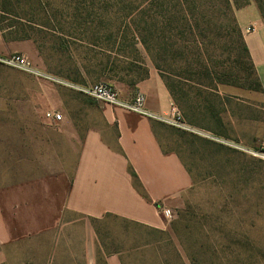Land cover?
<instances>
[{"label": "rangeland", "instance_id": "374dc122", "mask_svg": "<svg viewBox=\"0 0 264 264\" xmlns=\"http://www.w3.org/2000/svg\"><path fill=\"white\" fill-rule=\"evenodd\" d=\"M4 2L0 0V10ZM19 2L13 8L19 18L11 17L8 23L34 28L29 33L38 55L30 61L45 76L0 64V161L15 165L18 175L26 179L52 177L56 192L66 196L75 158L64 156L66 150L55 129L43 121L46 110L42 96L49 87L62 88L69 105L78 110L81 100L94 99L73 86L115 84L102 75L106 61L90 59L82 43L103 39L124 25L140 37L128 53L113 55L125 70L122 73L139 80L150 69L156 70L175 84L179 95L189 94L185 105L197 99L202 90L203 98L208 97L221 114L223 124L218 127L213 121L199 119L221 135L191 126L184 109L177 105L191 129L169 126L159 131V137L166 151L180 156L193 179L185 205L162 217L161 229L115 216L94 221L100 243L98 264L104 262V254L116 253L123 254L125 264H182L174 247L185 264H264V157L251 154L264 145V101L258 92L247 89L249 71L234 23L236 9L229 10L225 0L173 1L163 8L144 0ZM119 2L131 11L120 12ZM109 4H115L110 13L101 12ZM90 10L101 13L88 18L85 12ZM207 69L221 80H238L243 87L208 81ZM115 89L123 98L119 87ZM62 218L66 222L77 219L71 214ZM173 224L189 255L182 249ZM73 232L54 231L8 245L5 264L46 262L57 241L81 245L72 238Z\"/></svg>", "mask_w": 264, "mask_h": 264}, {"label": "crops", "instance_id": "0c3cea01", "mask_svg": "<svg viewBox=\"0 0 264 264\" xmlns=\"http://www.w3.org/2000/svg\"><path fill=\"white\" fill-rule=\"evenodd\" d=\"M235 17L264 88V20L260 10L250 0L247 7L236 9ZM14 54L35 60L38 51L32 40L6 42L0 33V57ZM111 83L123 92L124 100L143 94L145 108L154 117L84 97L77 110L62 95V88L49 87L42 96L43 108L63 115L53 128L66 150L64 156L75 158L69 190L60 197L52 177L26 179L18 175L15 165L0 161V264L7 261L6 246L70 229L81 245L57 241L49 259L41 264H98L100 243L94 221L115 216L161 229L165 211L184 207L193 179L180 156L166 151L159 137V131L169 127L164 120L171 118L174 105L164 81L150 69L134 87ZM259 94L264 101V89ZM43 121L46 123L44 116ZM136 179L141 189L136 187ZM64 214L77 219L62 221ZM103 259L106 264H125L122 253L104 254Z\"/></svg>", "mask_w": 264, "mask_h": 264}, {"label": "trees", "instance_id": "16d2710c", "mask_svg": "<svg viewBox=\"0 0 264 264\" xmlns=\"http://www.w3.org/2000/svg\"><path fill=\"white\" fill-rule=\"evenodd\" d=\"M144 1L146 2V4H150V5L155 6V7L163 8L168 3H173V1H182V0H144ZM254 1L257 4V6L260 10V13L262 15V18L264 20V0H254ZM225 3H226V7L229 10L235 11V9H241V8L247 7L250 4V0H225ZM16 4L17 5L20 4L19 0H5L4 6L2 7V10H0V13L3 14L0 16V33H2L6 42L32 40L36 44V42L33 40L32 36L29 33L30 30L31 31L34 30V28L32 26L30 28V27L21 25L20 28H16L17 23H8V22H10L11 17L19 18V14L16 15L15 11L13 9L16 6ZM114 5L115 4H109L101 12H105L106 14L110 13V9H112V7ZM118 5L121 7L120 12L131 11V9L128 8L127 6L125 7L123 5V3L119 2ZM101 12H96L94 10H90V11H87L85 13L88 15V18H92L94 16L99 15V13H101ZM12 13H14V14H12ZM81 13H83V12H81ZM117 14H118V12H117ZM129 14L132 15V13H129ZM234 21H235L234 22L235 25L237 26V30L239 33L240 42H241L243 52L245 54V57L247 58V68H248L247 71H249V76L247 77V78H249L248 79L249 84L247 86V89L258 92V93H262L263 89H264L263 85L260 82L259 77L257 75V72L255 69L254 63L251 59L248 47L244 41L243 34H242L238 24H237V21L236 20H234ZM31 24L34 27L38 26V24L33 23V22ZM101 24H102V26H104L103 22H101ZM25 27L28 28L29 30H27ZM130 31H132V30H130ZM130 31L127 27H125L123 25V27L118 28L114 32L112 30L109 33L107 32L108 34H106V36H104L103 39L95 38L94 40H90L89 42H87V44L84 45L83 48H85L88 51V53H86V54L89 58L91 57L90 59L99 58V59H103L101 61H106L105 64H102V65H104L103 66V73H102L103 76H105V77L107 76V78L109 80H111L112 82L115 81V82H119V83H124L126 85L131 86V87H134L135 85H137L139 83V81L146 78L148 76L149 72L144 74L139 80H135V79H131V78L129 79L128 74L122 73L125 70H121V67L118 66L115 59L112 58L113 55L126 54V53H128L127 51L129 48H135L138 45V42H139L138 39L140 36H138V34L136 32H130ZM83 32H84V34H87L86 30H84ZM93 33H97V32L93 31ZM95 35H98V33ZM82 41L86 42L88 40H82ZM126 71L129 72V70H126ZM159 75L162 78V80L164 81L166 87L168 88L174 104L176 106L178 105L180 108L184 109L183 111H184L186 119L188 121V122L187 121L186 122L189 125L195 126V127H200L202 129L212 131L218 135H221V131H218V130L216 131V129L210 127L209 125H203L199 120L202 118V120L207 119L209 122L213 121L214 123H216L218 125V127H221L223 124L222 119L220 117L221 114L219 113V111L214 106L213 102L208 97L204 96V98H203L204 92L202 90H199L200 92L197 96V99L196 98L192 99V100L190 99L189 101L191 102V104L185 105V100H186V98H189V94L181 91V92H183L184 96L179 95V92H178L175 84H173V82L168 80L163 74H159ZM205 76H206L205 79H207L208 81H210V80L212 82H214V81L220 82L221 81L223 83L226 82L232 86H238V87L242 86L238 82V80L232 81V82H227V80H221L220 78H218V76H216V74H214L209 69H207ZM250 80H251V82H250ZM198 84L206 87L203 84V82H199ZM178 106H177V108H178ZM187 110H188V112H187ZM179 111H180V109H179ZM182 116H183V114H182ZM184 120H185V118H184ZM133 175H134V177H136V175L134 173H133ZM135 182H136L135 183L136 187L138 189H141V185L137 179ZM172 227H173V230L175 231L176 235L179 238L182 249L184 250V252L187 255H189L188 254L189 253L188 248L184 244L181 236L179 235V232L177 230V226L175 224H173ZM174 250H175L176 254L178 255V257L180 258L182 264H185V262L183 261V258L181 256L179 250L177 249V247H174ZM102 264H106V262H103ZM192 264H194V263H192Z\"/></svg>", "mask_w": 264, "mask_h": 264}, {"label": "built area", "instance_id": "2783aa9c", "mask_svg": "<svg viewBox=\"0 0 264 264\" xmlns=\"http://www.w3.org/2000/svg\"><path fill=\"white\" fill-rule=\"evenodd\" d=\"M0 63L14 69L21 70L28 74L34 75L36 77H43L45 73L40 69L36 68L32 62L25 56L14 54L7 57H0ZM73 89L87 97H90L96 101L105 103L107 105L122 108L127 111H132L139 113L144 116L154 117L147 112L145 108V97L143 94H137L132 100H124L122 96L118 93L115 87L110 83H100L96 85H76L73 86ZM45 121L52 127H57L63 119V115L54 112L47 111L44 113ZM166 124L181 130H190L191 127L185 122L181 112L177 106H172V116L168 120H164ZM234 147L239 148L238 145ZM251 154L254 156L264 157V145L261 150L257 153L251 151ZM170 211H165L164 216H170Z\"/></svg>", "mask_w": 264, "mask_h": 264}]
</instances>
